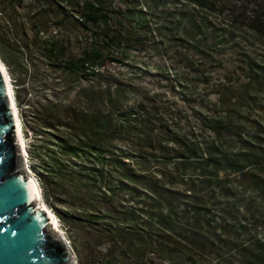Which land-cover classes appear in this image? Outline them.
I'll list each match as a JSON object with an SVG mask.
<instances>
[{
	"label": "trees",
	"instance_id": "obj_1",
	"mask_svg": "<svg viewBox=\"0 0 264 264\" xmlns=\"http://www.w3.org/2000/svg\"><path fill=\"white\" fill-rule=\"evenodd\" d=\"M7 5L25 11L34 44L74 92L31 111L27 158L58 223L88 236L87 264H264V116L251 107L264 61L246 60L242 84L211 71L220 28L264 40V0ZM139 55L175 57L192 76L108 69L144 65Z\"/></svg>",
	"mask_w": 264,
	"mask_h": 264
},
{
	"label": "rangeland",
	"instance_id": "obj_2",
	"mask_svg": "<svg viewBox=\"0 0 264 264\" xmlns=\"http://www.w3.org/2000/svg\"><path fill=\"white\" fill-rule=\"evenodd\" d=\"M220 29L217 34L218 37L223 38L217 45L218 48L215 49V53L212 54L218 60L211 69L214 73L212 77H226L224 79L242 84L246 80V60H254L260 63L264 61V40H258L247 34L237 38H234V35L225 37L226 31L224 28ZM51 30L53 29L42 31L38 38L40 40L45 39ZM171 47L170 52L172 53L175 47L172 45ZM15 52L22 54L20 62L17 60L16 55L18 54ZM14 57L16 63H14ZM137 59L142 61L144 65L136 64L137 68H131L114 64L108 69L119 72V77H184L181 76L184 73L189 77L192 76V73L186 71L183 73L184 69L181 63H174L177 59L175 57L170 60L164 55L152 57L139 55ZM0 62L9 78L17 117L20 122L25 152L24 165L33 175L28 168L27 158V148L33 138L30 128L35 125L30 115L31 111L51 103L58 106L67 105L75 99L74 92L65 95L66 82L60 78L57 72H53L52 66L42 57L40 50L34 44L25 11L19 10L14 14L8 9L7 0H0ZM141 67L144 71L138 70ZM21 69H26V74H19ZM257 98L256 106H251L254 109L253 113L264 116V85L260 96ZM41 201L47 211L56 219L52 209L42 199ZM56 226L69 244L75 257V264H87L81 243L87 240L88 236L83 234L81 225L73 222L59 224L56 219Z\"/></svg>",
	"mask_w": 264,
	"mask_h": 264
},
{
	"label": "water",
	"instance_id": "obj_3",
	"mask_svg": "<svg viewBox=\"0 0 264 264\" xmlns=\"http://www.w3.org/2000/svg\"><path fill=\"white\" fill-rule=\"evenodd\" d=\"M6 77L0 66V264H75L69 244L52 226L37 181L25 168Z\"/></svg>",
	"mask_w": 264,
	"mask_h": 264
},
{
	"label": "bare ground",
	"instance_id": "obj_4",
	"mask_svg": "<svg viewBox=\"0 0 264 264\" xmlns=\"http://www.w3.org/2000/svg\"><path fill=\"white\" fill-rule=\"evenodd\" d=\"M0 66L3 69V71H4L5 69H4L3 65L1 64V62H0ZM6 79L9 82L8 76L6 77ZM9 87L11 89L10 83H9ZM11 91H12V89H11ZM17 131H18L19 142L21 144V148L23 149V139H22V136H21L20 123H18V125H17ZM51 220H52V226H53V228L55 230L59 231L58 228H57V226H56V219L52 215H51Z\"/></svg>",
	"mask_w": 264,
	"mask_h": 264
}]
</instances>
